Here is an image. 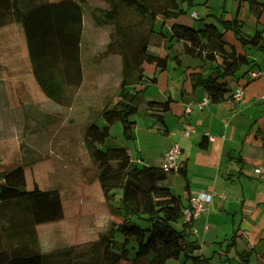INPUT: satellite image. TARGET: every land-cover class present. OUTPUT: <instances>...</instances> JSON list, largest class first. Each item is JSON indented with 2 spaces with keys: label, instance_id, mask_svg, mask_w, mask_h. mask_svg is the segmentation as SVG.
Segmentation results:
<instances>
[{
  "label": "trees",
  "instance_id": "trees-1",
  "mask_svg": "<svg viewBox=\"0 0 264 264\" xmlns=\"http://www.w3.org/2000/svg\"><path fill=\"white\" fill-rule=\"evenodd\" d=\"M244 2L250 13L258 18L260 1L236 0L237 11ZM192 4L193 0H0V24L7 21L4 12H12V20L24 30L33 74L41 89L56 102L68 103L72 99L73 93H68L66 83L71 87L79 86L82 31H93L87 38L90 53L105 51L108 55L119 56L117 98L99 111L98 116L104 124L88 131L89 136L85 138L104 198L108 200L113 196L109 192L111 185L122 190L116 208L121 210L124 219L118 224L110 221L101 236L105 264H120L121 260L129 258L131 251H135L131 264H166L169 258H178L181 254L183 264H213L210 257L199 252L197 240L190 237L191 224L180 220L183 204L179 193H188L185 166L181 165L177 171L179 191L174 192L170 186L175 178L173 171L164 170L160 165L133 164L124 145L100 146L108 136L111 123H133L130 117L140 109L143 101L144 88H136L146 78L143 63L152 62L160 69L166 66V55L148 52L150 45L163 43L161 32L154 29L157 17L177 18L184 15ZM87 17L91 23L84 28ZM214 17L209 20L207 16H201L195 26L173 21L169 26L168 40L187 42V52L192 57L202 60L218 58L215 71L206 76L192 73L190 82L193 87L202 86L209 101L219 102L231 90L224 76H233L243 64L253 62L254 65L245 53L236 51L234 45L226 41V31H232L242 46L255 47L263 52L264 42L261 29L245 33L243 23L236 15L231 19ZM101 30H106L105 40L98 39L97 33ZM175 58L178 61V57ZM170 101V98L148 100L145 110L163 123L162 115L169 110ZM128 163L132 166L121 172L118 181L109 179L114 170ZM7 174V171H0V264H68L69 249L40 251L31 213L33 192L8 184ZM128 188L141 194L142 210L125 199ZM135 219H143L149 225L140 227ZM136 226L137 234L134 231ZM117 234L123 239L119 240ZM127 234L135 235L136 247L130 244ZM142 244L145 252L138 255Z\"/></svg>",
  "mask_w": 264,
  "mask_h": 264
},
{
  "label": "rangeland",
  "instance_id": "rangeland-1",
  "mask_svg": "<svg viewBox=\"0 0 264 264\" xmlns=\"http://www.w3.org/2000/svg\"><path fill=\"white\" fill-rule=\"evenodd\" d=\"M203 1L193 0L184 15L192 10L201 13L200 4ZM229 2L209 0L207 11L202 12V16L212 12L215 15L224 13L225 17L224 9L228 10ZM11 13L5 11L7 21L0 24V77L5 78L6 86L5 89L3 86L0 88V170L8 172L7 182L10 185L33 192L31 213L34 214L40 251L69 249L68 264H105L101 236L110 221L118 224L124 219L121 210L116 208L122 190L117 185H111L109 192L113 196L108 200L104 198L85 138L89 136L88 131L104 124L98 113L117 98L119 56L108 55L105 51L90 53L87 38L93 31H82V77L79 86L71 87L66 83L68 93H73L72 99L68 103L56 102L39 86L29 62L24 30L14 23ZM241 16L244 23L250 26L247 3L241 8ZM197 22L194 21L195 24ZM84 23V28L90 26L88 17ZM168 26L156 22L154 29L167 40L161 46L151 45L148 48L149 53L170 54L167 56L166 72L159 79L157 76V84H151L143 91V98L163 99L164 89L171 86L173 72L178 67L180 71L187 64L199 62L197 58L171 49L175 42L168 40ZM243 28L247 30L245 26ZM97 35L98 39L105 40L106 30L99 31ZM181 48L178 44V49ZM176 53L181 59L180 64L174 59ZM144 68L148 75L156 73L152 62L145 61ZM133 117L136 123L130 128L131 133L124 122L115 121L109 125L108 136L100 146H126L131 162L138 166L160 164V148L168 136L163 124L154 116L145 114L142 108ZM34 160L38 161L27 164ZM17 164L25 166L17 168ZM131 166V163L122 164L109 179L118 181L121 172ZM124 197L142 210L143 198L138 191L128 188ZM135 220L140 227L149 225L143 219ZM134 231L138 233L137 226ZM117 237L123 239L121 235L117 234ZM129 238L130 244L136 247L135 235H129ZM144 246L141 245L138 255L145 252ZM134 254L135 251H131L129 258L121 260L120 264H131ZM181 260L182 254L179 258H169L166 264H182Z\"/></svg>",
  "mask_w": 264,
  "mask_h": 264
},
{
  "label": "crops",
  "instance_id": "crops-1",
  "mask_svg": "<svg viewBox=\"0 0 264 264\" xmlns=\"http://www.w3.org/2000/svg\"><path fill=\"white\" fill-rule=\"evenodd\" d=\"M229 1L228 10L224 9V4L221 5L225 17H223L224 13L215 15L212 12L203 16L214 20V16L231 19L236 15L247 29L242 28L245 33L251 34L255 28L261 29L264 42V0H259L261 13L258 18H255L249 10L251 27L244 23L245 20L241 16V8L244 7L245 2L237 11L236 0ZM208 2L209 0H205L200 4L202 11L197 18H192L189 12L187 16L181 15L177 18L157 17L156 22H161L163 26H170L173 21L195 26L198 22L195 24L194 21H199L202 12L207 11ZM225 39L229 44L234 45L236 51L245 53L250 61H254L253 66V62L243 64L233 76H224L231 89L242 86L244 96L241 100L229 102L226 99L229 93L227 92L224 100L208 101L199 107L197 103L206 93L202 86L191 85L190 74L201 73L204 76L210 74L215 71L218 58L214 60L197 58L199 62L195 65L187 64L186 68L178 71V67L173 72L170 79L171 86H166L167 88L164 89L163 99L143 98L140 108L148 114L145 110L146 101L171 99L169 110L162 115V124L168 136L165 144L160 148L158 165L161 166L164 151L173 142H177L182 152L179 167L185 166L188 186L187 194L184 191L179 193L183 206L188 204L189 195L199 191L214 192L208 211L201 213L192 221L193 231L190 237L200 244L199 252L210 257L213 264H264V52L255 47L242 46L236 41L232 31H226ZM82 41L81 34V65ZM165 41L163 37V43ZM170 41L175 42L171 49L175 48L180 53L188 54L187 42ZM178 44L181 45V50L178 49ZM165 55L167 64V56L170 54L166 52ZM175 57H178V61ZM174 59L177 64L181 63L177 53ZM142 66L146 78L136 88H144V90L151 84H157L158 79L167 69L166 66L160 69L155 65L156 73L148 75L145 73L144 63ZM253 71L258 73L253 76ZM174 79L177 80L173 81ZM4 84L5 78L0 77V88L3 86L5 89ZM169 88L172 89L173 94ZM187 106H190L188 112H186ZM130 120L133 121L131 125L124 123L129 133H131L130 128L136 123L133 115ZM183 129L189 130V133L183 135ZM36 161L38 160L31 163ZM22 166L25 165L17 164V168ZM255 167H261L260 173L253 171ZM173 177L175 178L171 180L170 186L174 192H177L179 191L178 172H174Z\"/></svg>",
  "mask_w": 264,
  "mask_h": 264
},
{
  "label": "built area",
  "instance_id": "built-area-1",
  "mask_svg": "<svg viewBox=\"0 0 264 264\" xmlns=\"http://www.w3.org/2000/svg\"><path fill=\"white\" fill-rule=\"evenodd\" d=\"M199 15L198 12H190L192 18H197ZM258 72L253 71L252 75L255 76ZM244 91L242 86H236L232 88L227 96V100L231 103L239 101L243 98ZM209 101L208 96L205 94L203 99L197 103L199 107H202L203 104ZM190 111V106L186 107V112ZM189 130L183 129L182 134L187 135ZM182 155L181 147L177 142H173L163 153L161 167L164 170H171L177 172L179 169V159ZM255 173H260L261 167H255L253 169ZM214 192L213 191H199L190 195L188 204L183 206L181 209V218L180 220L185 223L191 224V231H193L192 221L195 217L201 213H206L209 209V205L212 201Z\"/></svg>",
  "mask_w": 264,
  "mask_h": 264
}]
</instances>
